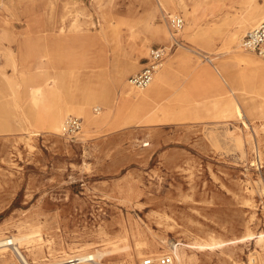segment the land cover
<instances>
[{"label": "rangeland", "instance_id": "1", "mask_svg": "<svg viewBox=\"0 0 264 264\" xmlns=\"http://www.w3.org/2000/svg\"><path fill=\"white\" fill-rule=\"evenodd\" d=\"M186 2L189 18L179 6L173 14L164 0H0V67L19 91L21 109L35 81L22 75L36 72L43 55L66 83L60 106L81 102L87 85L110 93L107 100L88 102L96 123L68 113L66 119L82 120L81 133L71 140L18 116L22 111L11 105L12 91L2 86L0 239L16 235L15 226L27 218L35 220L24 228L42 223V242L52 239L57 255L69 244L97 242L101 228L114 240L126 233L131 248L137 239L166 242L158 254L171 253L180 241L229 240L248 228L264 232V75L237 86L236 95L214 82H223L219 72L257 75L238 57L264 60L240 45L264 20V0H207L203 7ZM170 15L185 20L175 35L179 45L159 68L161 91L139 109L121 97L114 77L135 61L139 68L129 81L145 67L151 48L170 46ZM244 20L247 30L226 45ZM161 26L164 35L157 34ZM212 95L221 96L224 107L234 98L250 127L243 128L235 114L228 120L213 109H195L196 101ZM163 114L170 120L148 123ZM247 199L253 208L243 205ZM137 229L141 234L135 237ZM256 249L249 242L234 250L237 264H250ZM200 257L202 264H233L219 254Z\"/></svg>", "mask_w": 264, "mask_h": 264}, {"label": "bare ground", "instance_id": "2", "mask_svg": "<svg viewBox=\"0 0 264 264\" xmlns=\"http://www.w3.org/2000/svg\"><path fill=\"white\" fill-rule=\"evenodd\" d=\"M15 1V0H14ZM25 1V0H18ZM195 5H199L203 7L206 5L207 0H193ZM165 6H167L173 14L177 12V6L184 11L186 18L190 17L191 8L186 0H164ZM67 6V5H66ZM261 17L264 18V9H262V13H260ZM259 15L255 18L257 19ZM260 18V17H259ZM254 19V20H255ZM245 20L241 22L242 26L236 31L232 32L228 35L226 40V45L231 46L239 41L240 36L247 30V26L244 25ZM258 26V25H257ZM256 26V27H257ZM189 22L187 23L188 31ZM255 28V27H254ZM157 34L164 35L165 27L161 26L156 28ZM242 39V38H241ZM241 43V40H240ZM241 45V44H240ZM182 47V46H181ZM143 50L142 48L140 49ZM239 63L244 68H248L249 70H254L257 72V75L241 74V73H233V72H219L222 77L221 82L217 77L214 78L215 84L218 86L222 85L223 87L230 88V91L233 95H236L238 92L237 86H241L246 81L256 80L257 77L264 75V60H258L250 57H238ZM36 64V72L30 71L28 74H23L22 77H28L29 79L34 78V85L30 87V89L26 90L25 98H26V109L22 108L17 103L19 91L13 90L10 82L6 81L5 70L0 67V117H2V86L11 90V97L15 100V102H11L16 110L22 111V113H18V116H23V118L31 125L36 126L37 123H43L52 133L60 134L62 133V128L64 121L67 116H69V112H74L79 116H84L86 118L87 124L90 125L92 123H96L94 117L88 110V102L95 101L96 99L107 100L110 96V93L104 87H91L85 86L83 90V100L78 102L76 105H72L73 103L66 104L68 106H60L58 104V98L61 96L63 92V86L66 84L63 82L62 76L55 73L47 64V56H39L37 57ZM139 65L135 61H128L125 65H123L114 77V82L120 90L121 97L125 100H128L134 103L137 108L141 109L146 107L151 101V99L156 96L161 91V81H163V73L162 69H159L156 72L154 81L151 85L145 90H136L132 87L127 80V77L135 73L138 70ZM52 70V71H51ZM258 77V78H259ZM33 79V80H34ZM39 79V80H36ZM87 84V83H86ZM70 85V84H69ZM78 85V84H74ZM222 88V87H221ZM9 97V96H7ZM229 99V98H228ZM231 98L227 102H225L226 107L222 106L224 103V99L219 95H212L206 98V100L196 101L195 109L204 108L207 111L213 109L216 112H221L220 117L226 118L230 120L236 115L238 121H241L243 128H249L250 124L247 123L242 114L241 106L237 105L234 100ZM223 100V101H222ZM236 100V99H235ZM10 104V103H8ZM70 105V106H69ZM30 110V113L24 110ZM254 109V108H253ZM197 112V110H196ZM228 112V114L224 113ZM168 114H163L161 118L150 120L148 123H162L168 119ZM1 119V118H0ZM148 145V144H145ZM254 166V165H253ZM246 189V188H245ZM251 191V190H249ZM252 193V192H251ZM244 206L254 207V204L247 199V201L243 202ZM169 219V218H168ZM34 218L22 219L21 222L16 225L17 234L2 239L7 241L6 245L15 244L19 249L22 246L28 245V251L19 250L22 257L25 259L27 264H46L44 262L49 261V258L52 257L55 261L51 264H66L69 259L82 256L84 254H92L100 261L111 260L113 264H127L132 263L136 258H142L145 253H149L151 256L158 255V252L155 251L159 246L164 245L166 242L160 243L157 240H140L137 239L135 246L133 248L130 247L127 241V234L120 237L118 240H114L110 233L105 228H101V230L95 235V239L97 242L87 243L86 245L79 244H69L62 252L58 255L55 254V250L51 247L53 245L52 239H45L43 244V238L41 234V230L43 229L42 223L37 224L34 230H26L24 225L27 223H33ZM37 223V222H36ZM252 226V225H251ZM249 227V226H248ZM147 228V227H146ZM153 230V229H152ZM149 231V230H148ZM141 234L139 229L133 232L135 237H138ZM2 232H0V236ZM198 236V235H197ZM236 236V235H235ZM249 242H255L256 245L260 248V250H255L250 256V264H264V260L262 259V253L264 254V232H254L247 229V232L242 237H236L229 240H218L216 237H212L210 240H195L194 242L184 243L179 242L177 245L173 246L174 250L171 251L174 254L175 261L177 264H202V260L200 254L207 256L210 254H219L221 259L224 262H231L233 264H237V253L234 251L239 247L248 244ZM67 243V242H66ZM172 245V244H171ZM251 245V244H250ZM171 248V247H170ZM92 251L90 253H85L86 251ZM10 247H4L0 250V258H2V262L0 264H11L13 262L12 255L15 256ZM161 251V250H160ZM160 254V253H159ZM256 254L255 256H252ZM16 257V256H15ZM60 258V259H58ZM115 261H112L113 259ZM256 259V262L254 261ZM30 259L32 261H30ZM51 260V259H50Z\"/></svg>", "mask_w": 264, "mask_h": 264}, {"label": "built area", "instance_id": "3", "mask_svg": "<svg viewBox=\"0 0 264 264\" xmlns=\"http://www.w3.org/2000/svg\"><path fill=\"white\" fill-rule=\"evenodd\" d=\"M168 25L172 32V41L170 46L153 47L147 58L145 67L132 75L129 78V83L132 87L139 90H145L154 81L155 74L162 67L168 53L179 45V41L175 35L183 30L185 20L181 15L168 16ZM241 47L243 50L254 53L264 58V20L254 29L248 31L242 39ZM1 60V59H0ZM82 131V120L77 117H69L64 121L62 133L64 137L74 140ZM7 238V237H6ZM5 239V238H4ZM7 241L0 239V250L4 247H10L15 254L19 264H27L25 259L20 254L23 249H19L15 244L6 245ZM256 262V259L254 258ZM66 264H107L98 260L92 254H84L72 259H69ZM138 264H177L174 254L162 253L155 256L148 255Z\"/></svg>", "mask_w": 264, "mask_h": 264}]
</instances>
